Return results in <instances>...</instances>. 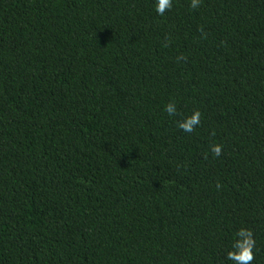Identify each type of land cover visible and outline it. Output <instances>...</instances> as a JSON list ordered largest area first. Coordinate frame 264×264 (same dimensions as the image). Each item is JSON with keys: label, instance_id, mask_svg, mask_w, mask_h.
<instances>
[{"label": "trees", "instance_id": "1", "mask_svg": "<svg viewBox=\"0 0 264 264\" xmlns=\"http://www.w3.org/2000/svg\"><path fill=\"white\" fill-rule=\"evenodd\" d=\"M190 5L0 0V264H264V0Z\"/></svg>", "mask_w": 264, "mask_h": 264}, {"label": "clouds", "instance_id": "2", "mask_svg": "<svg viewBox=\"0 0 264 264\" xmlns=\"http://www.w3.org/2000/svg\"><path fill=\"white\" fill-rule=\"evenodd\" d=\"M200 0H191V8L195 9L199 6ZM172 7V0H156L155 11L158 15L163 16L166 10H170ZM165 111L169 116L176 113V106L174 102H170L166 105ZM200 113L196 112L191 117L187 118L183 123L178 125L179 128L185 132H192L195 126L200 123ZM222 145L216 144L211 147V152L214 156L219 157L221 155ZM241 235H244L242 232ZM250 233L247 234L250 237ZM230 259L239 260L240 264H252V249L250 240L244 241L243 252L230 254Z\"/></svg>", "mask_w": 264, "mask_h": 264}]
</instances>
